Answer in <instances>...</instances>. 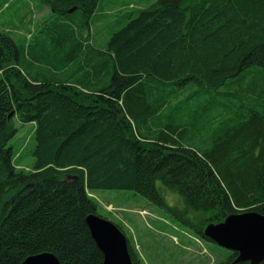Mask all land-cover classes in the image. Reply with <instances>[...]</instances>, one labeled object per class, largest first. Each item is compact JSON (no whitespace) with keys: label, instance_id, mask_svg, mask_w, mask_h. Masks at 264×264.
<instances>
[{"label":"trees","instance_id":"obj_1","mask_svg":"<svg viewBox=\"0 0 264 264\" xmlns=\"http://www.w3.org/2000/svg\"><path fill=\"white\" fill-rule=\"evenodd\" d=\"M41 1L52 18L27 45L0 30V264L43 252L102 264L84 221L99 215L95 190L130 191L206 241L210 223L264 214V105L214 130L199 102L229 81L235 108L238 96L264 104L245 85L264 71V0H156L117 18L103 50L87 43L102 0ZM15 120L33 125L28 170L8 144ZM192 136L200 149L181 144ZM127 248L142 264L128 238ZM225 251L214 264H250Z\"/></svg>","mask_w":264,"mask_h":264},{"label":"rangeland","instance_id":"obj_2","mask_svg":"<svg viewBox=\"0 0 264 264\" xmlns=\"http://www.w3.org/2000/svg\"><path fill=\"white\" fill-rule=\"evenodd\" d=\"M155 2L156 0H102L93 16L98 17L96 22L92 19L90 21V34L91 30H94L91 40L98 36L101 38L99 40H102L108 33L111 34L117 28L115 19L124 20L126 15L136 14L138 10L149 8ZM18 4L22 6L19 7ZM46 8L48 9V6L41 0H0V30L7 32L18 44H23L27 39L25 31L33 33L39 29L41 22L37 25L36 22ZM51 15L52 13L45 20ZM250 73L252 75L248 77L245 85L256 88V94H264V71L256 69ZM236 87V83L228 81L217 92L210 93L211 97L200 94V100L196 99L214 114V118L209 117L214 119L213 125H208L210 128L215 130L221 127L226 118H233L235 111H249L247 107L257 111L263 109L262 100L260 103H251V100L242 96L238 98L246 105L235 108L234 106H239L240 103L226 93L234 92ZM258 98L264 99V95ZM178 115L174 116L175 120L180 118H176ZM14 126L17 132L8 143L13 150L14 163L20 170L31 169L35 162L32 155L35 144L33 125L21 124L15 120ZM199 143L200 140L195 136L186 137L181 141L183 146L195 149H200ZM92 196L98 204L99 215L122 225L142 264H214L226 256L223 248L196 236L183 227L171 213L147 205L141 197L130 191L95 190ZM167 197L173 203L180 204L182 201L179 195L174 193H167Z\"/></svg>","mask_w":264,"mask_h":264},{"label":"water","instance_id":"obj_3","mask_svg":"<svg viewBox=\"0 0 264 264\" xmlns=\"http://www.w3.org/2000/svg\"><path fill=\"white\" fill-rule=\"evenodd\" d=\"M84 221L102 254V264H133L127 237L114 223L97 214H88ZM203 237L236 253V262L259 264L264 260V214L254 210L234 213L219 223L206 225ZM19 264H58V261L53 254L43 252L31 255Z\"/></svg>","mask_w":264,"mask_h":264},{"label":"crops","instance_id":"obj_4","mask_svg":"<svg viewBox=\"0 0 264 264\" xmlns=\"http://www.w3.org/2000/svg\"><path fill=\"white\" fill-rule=\"evenodd\" d=\"M17 6H22V5H20V4H18ZM49 10V11H48ZM42 15H40L39 16V18L37 19V22H36V25H37V23H40L39 25V31H41L42 29H41V27H42V24L46 21L45 19L52 13L51 11H50V9L48 8H46V9H44L43 11H42ZM51 18H52V15H51ZM50 18V19H51ZM97 16H95V17H93L92 18V20H95V22H96V20H97ZM115 21V24L117 25V23H118V21L115 19L114 20ZM46 30V32L45 33H42L41 32V34H39V36H41L42 38H45V36L46 35H48V29H45ZM93 29L91 30V34H90V37H89V42H87V43H90V44H92L93 45V47H96V48H98V49H100L101 50V48L102 49H104L105 48V46H106V43H107V41H108V39H109V37H110V33H108L107 34V36L106 37H104L102 40H99V39H101L99 36H98V38L96 37V38H92V40H91V37L93 36ZM25 33H26V36H27V39H26V45L28 44V42H29V40L31 39V32H26L25 31ZM29 37H30V39H29ZM81 39V38H80ZM80 39H78V40H80ZM75 42V41H74ZM87 43H85L84 42V45H86ZM42 44V43H41ZM97 44V45H96ZM99 45V46H98ZM81 48V47H80ZM34 51H42V50H39V49H33ZM32 70V69H31Z\"/></svg>","mask_w":264,"mask_h":264}]
</instances>
